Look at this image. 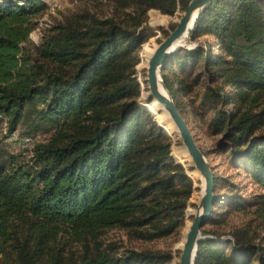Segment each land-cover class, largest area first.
<instances>
[{
    "label": "trees",
    "instance_id": "trees-1",
    "mask_svg": "<svg viewBox=\"0 0 264 264\" xmlns=\"http://www.w3.org/2000/svg\"><path fill=\"white\" fill-rule=\"evenodd\" d=\"M110 1L129 12L119 20L74 15L46 29L30 50L46 2L0 0V123L8 132L52 130L24 160L0 146V264H167L173 258L170 251L118 252L99 238L113 228L144 241L181 237L197 188L178 157L191 159L183 145L175 156L171 134L153 119L162 110L153 105L146 75L139 81L135 74L147 11L173 15L189 0ZM187 36L196 44L168 56L163 84L187 125L186 107L208 134L220 135L214 151L229 153V165L260 189L244 200L214 174L213 206L252 211L264 223V0H213ZM203 36L213 38L215 51L199 42ZM139 95L152 106L141 107ZM225 212L206 223H222ZM201 232L209 238L198 243L194 264H264V245L249 230ZM65 233L78 251L61 241Z\"/></svg>",
    "mask_w": 264,
    "mask_h": 264
},
{
    "label": "rangeland",
    "instance_id": "rangeland-1",
    "mask_svg": "<svg viewBox=\"0 0 264 264\" xmlns=\"http://www.w3.org/2000/svg\"><path fill=\"white\" fill-rule=\"evenodd\" d=\"M47 4V9L36 19V25L34 29L31 31L29 35L30 39V50L34 45H37L40 42L41 36L45 32L46 29L53 27L56 24L65 22L67 19L72 18L74 15L80 16H94L98 19H106V18H116L121 19L125 16V12H129V9H122L120 6L116 5L114 2L110 0H44ZM152 10V11H151ZM183 12L177 9L173 15H163L157 9H149L147 11L145 22L138 28V31L144 32L147 35L146 40L141 44L139 49V57L141 59L140 64L137 67V79L139 80L141 76L145 77L146 68H143V65L146 63L151 55L150 49L156 43H158L171 31L172 26L176 25L179 18ZM163 17V22L160 25H154L152 22L157 21L159 17ZM84 19H87L85 16ZM185 41V42H184ZM183 44L181 47L192 48L196 43L189 42L188 36L185 37ZM199 42L205 46L206 44H210L212 46L211 50L215 51L216 48L213 47L214 41L211 36H203L199 39ZM143 69V70H142ZM140 81V80H139ZM172 97V96H171ZM138 104L141 107L152 106L148 105V101L146 99V95H142L137 99ZM153 105H157L156 102ZM160 108V107H159ZM161 109V108H160ZM162 110V109H161ZM185 116L188 121V127L193 134L196 143L199 148L205 152V156L209 161L213 173L221 178L225 177L228 179L231 184L235 187V192L242 199L249 200L252 198L253 194H256L260 189L256 184H254L250 178V176L241 170H237L229 165V153L215 152L214 148L220 135H211L208 134L205 123L201 120L195 118L190 112L189 108H185ZM151 113H155L153 110ZM153 118V117H152ZM159 128L162 129L164 133H169L172 136V139L169 137L172 150L174 147V154L178 153L182 149V141H178L176 138V130L172 125L169 118L163 112L159 115L154 114L153 118ZM169 127L174 130L171 132ZM164 129V130H163ZM166 131V132H165ZM264 132V125L260 130ZM52 133V130L48 127L40 128L35 134H27L24 126L18 127L13 132H8L6 123H0V146L5 148L8 152L19 155L21 159H25L30 155V150L22 147V138L28 137L31 139L32 144L39 141H46ZM166 133V134H167ZM168 135V134H167ZM188 154V153H187ZM173 155V153H172ZM177 157V156H176ZM180 162L183 164L187 174L193 180L196 190H193L191 196L189 197L187 207L185 209V226L182 229L181 237L177 241H175L174 236H168L166 238L155 239L152 241H144L138 240L130 237L124 230L113 228L107 229L101 232L100 234V242L104 245L112 244L115 246L120 252L123 249H137V250H148V251H161L172 252L173 258L167 264H178L179 254L181 252L186 233L189 229L190 224L192 222L193 215L196 212V207L199 203L200 194H201V181L196 172L198 170L194 167L193 162L191 163L187 156H183V158H179ZM223 194H228V191L222 190ZM226 209L218 210L213 206V211L211 213V217H215L214 214H220V212H225ZM222 223L218 225H211L205 223L202 228L212 229L215 228L218 232L227 236L229 231L232 229L240 228L247 229L250 231L252 236H254V242L260 243L264 245V223L260 221L258 216L252 212H241V211H226L222 216ZM201 228V229H202ZM202 238L205 240L209 238L207 235H202ZM62 242L66 241L68 247H72L73 250L78 251L80 249V245L77 241L73 239L68 233L62 235ZM72 264V263H70Z\"/></svg>",
    "mask_w": 264,
    "mask_h": 264
},
{
    "label": "water",
    "instance_id": "water-1",
    "mask_svg": "<svg viewBox=\"0 0 264 264\" xmlns=\"http://www.w3.org/2000/svg\"><path fill=\"white\" fill-rule=\"evenodd\" d=\"M212 1L213 0H189L186 10L179 18L174 29L169 31L167 36L158 43L146 68V80L150 98L160 104L167 112L179 132L182 144L190 156L194 167L204 179L203 192L186 233L179 254L178 264L195 263L198 243L201 241V228L213 211L214 173L209 161L196 143L193 134L179 112L170 93L164 86L160 76V70L168 56L175 51V49H172L174 42L192 28L198 14Z\"/></svg>",
    "mask_w": 264,
    "mask_h": 264
},
{
    "label": "bare ground",
    "instance_id": "bare-ground-1",
    "mask_svg": "<svg viewBox=\"0 0 264 264\" xmlns=\"http://www.w3.org/2000/svg\"><path fill=\"white\" fill-rule=\"evenodd\" d=\"M192 27H193V26H192ZM190 30H192V28H191ZM190 30H189V31H190ZM189 31H188L187 33H184L179 39H177V40L174 42L172 49L177 50V48H179V47L182 46L183 41H184L185 37L187 36V34L189 33ZM184 42H185V41H184ZM156 47H157V46H156ZM156 47H155V48H156ZM154 50H155V49H154ZM154 50H153V52H154ZM153 52L151 53L150 57L152 56ZM150 57H149V59H150ZM149 59H148V61H149ZM148 61H147V63H146V68H147V66H148ZM161 89H162V88H161ZM155 102H156V101H155ZM156 104H158V103L156 102ZM158 106L163 110V112L166 114V116H167V117L169 118V120L171 121L170 117L168 116L167 112L162 108V106H161L160 104H158ZM171 123H172V125L174 126V124H173L172 121H171ZM174 128H175V130H176L178 136L180 137L177 128H176L175 126H174ZM180 139H181V138H180ZM187 155H188V154H187ZM188 156H189V155H188ZM189 158H190V156H189ZM190 159H191V158H190ZM191 161H192V160H191ZM199 175H200V178H201V181H202V185H203V187H204V179H203V177L201 176L200 173H199ZM202 192H203V188H202ZM201 195H202V193H201ZM202 235H203V234H201V237H200V240H201V241L204 240V239L202 238Z\"/></svg>",
    "mask_w": 264,
    "mask_h": 264
},
{
    "label": "built area",
    "instance_id": "built-area-1",
    "mask_svg": "<svg viewBox=\"0 0 264 264\" xmlns=\"http://www.w3.org/2000/svg\"><path fill=\"white\" fill-rule=\"evenodd\" d=\"M22 147H23V148H27V149L30 150V152H31V149H32V147H33V144H32V142H31V139L28 138V137H24V138H22Z\"/></svg>",
    "mask_w": 264,
    "mask_h": 264
}]
</instances>
